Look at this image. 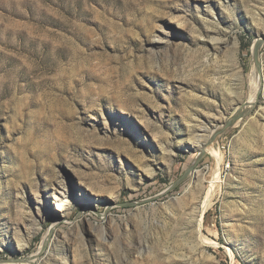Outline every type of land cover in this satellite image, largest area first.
Listing matches in <instances>:
<instances>
[{"label":"rangeland","instance_id":"1","mask_svg":"<svg viewBox=\"0 0 264 264\" xmlns=\"http://www.w3.org/2000/svg\"><path fill=\"white\" fill-rule=\"evenodd\" d=\"M33 255L264 264V0H0V264Z\"/></svg>","mask_w":264,"mask_h":264},{"label":"water","instance_id":"2","mask_svg":"<svg viewBox=\"0 0 264 264\" xmlns=\"http://www.w3.org/2000/svg\"><path fill=\"white\" fill-rule=\"evenodd\" d=\"M254 56H255V59L258 61V58H259V44L255 45L254 47ZM251 102L249 101H246L244 102L240 109L238 111H236L227 121L221 123V125L217 128V130L212 134L211 138L209 139L208 143L209 144H212L217 136L227 130L228 128L232 127L235 123H237V121L242 118L245 113L249 110L250 106H251ZM206 148H204L198 155L197 159L195 160L194 164L193 165H196L200 159L202 158V156L206 153ZM179 183V181L173 183L172 185H170L168 187V190L174 188L177 184Z\"/></svg>","mask_w":264,"mask_h":264},{"label":"bare ground","instance_id":"3","mask_svg":"<svg viewBox=\"0 0 264 264\" xmlns=\"http://www.w3.org/2000/svg\"><path fill=\"white\" fill-rule=\"evenodd\" d=\"M259 88V87H258ZM256 92L255 91H253L252 93H251V95H250V98H249V102H254V99H255V94ZM210 150H212L215 154H216V157H217V161H218V167H216L217 169H216V175L214 176V181L216 182L215 184H213V186L211 187V190H210V192H209V195H208V199H207V201H209V199L211 198V196H212V192L215 190V188L217 187V185H218V183L217 182H220L221 180H220V176H219V164H220V160H219V157H218V154H217V151L215 150H213V148L212 147H210L209 148ZM214 183V182H213ZM209 196H210V198H209ZM207 198V197H206ZM201 226H203V222H202V219H200V227ZM27 264H36L37 262H38V260H37V257H36V255H33L30 259H28L27 261H25ZM4 264H11L10 262H6V263H4Z\"/></svg>","mask_w":264,"mask_h":264}]
</instances>
